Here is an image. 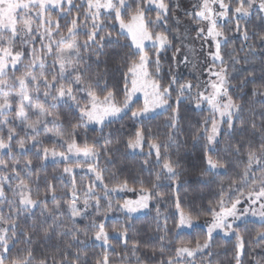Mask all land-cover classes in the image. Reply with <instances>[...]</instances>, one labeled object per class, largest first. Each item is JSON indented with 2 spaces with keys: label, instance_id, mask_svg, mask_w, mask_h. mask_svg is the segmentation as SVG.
Masks as SVG:
<instances>
[{
  "label": "snow or ice",
  "instance_id": "snow-or-ice-1",
  "mask_svg": "<svg viewBox=\"0 0 264 264\" xmlns=\"http://www.w3.org/2000/svg\"><path fill=\"white\" fill-rule=\"evenodd\" d=\"M169 9L166 0H0V264H49L47 257L36 259L33 245L50 243L53 238L58 250L51 264H87L79 253L94 242H101L105 249L95 264H111L110 236L104 221L98 223L96 218L118 212L131 219L133 214L149 210L152 200L159 203L164 198L156 191L162 180L171 181L173 190L178 191L180 164L171 159L169 151L182 131L180 104L186 95L196 109L203 111L202 106H208V115L192 133L194 142H205L203 172L226 169L227 154L241 155L238 166L243 167L227 188L221 184L216 203L202 209L210 217L202 226L206 228L202 239H176L185 230L200 226L199 214L182 209L178 197L171 217L162 215L157 207L159 251L174 253L167 264H195L198 256L204 264L205 254L209 257L207 264H212L209 250L213 233L222 231L235 237L233 260L244 264L245 240L238 229L243 225L247 231L249 216L257 218L260 225L249 243H264V110L259 113L261 124L254 119L250 124L251 136H259L258 145L252 139L246 148L241 140L231 142L246 131L243 123L238 128L236 122L244 111V90L258 79L261 86L252 88L251 98L253 104L259 103L264 109V29L250 33L240 23L251 16L253 9L264 13V0H199L193 10L185 12L196 24L195 39L201 41V51L208 44V79L203 89L199 82L182 78L180 69L193 63L196 50L184 43L187 37L180 33L179 17H173L175 24L170 23ZM152 11L156 13L154 18L148 15ZM172 28L176 29L174 34ZM229 32L239 33L244 43L225 52L223 46L232 39ZM81 35L83 40L79 39ZM250 39L252 44L247 43ZM123 48L127 51L121 64L125 69L122 88L119 81L110 86L105 79L108 60L116 49ZM170 50L173 55L165 83L162 53ZM138 94H142L143 104L134 108ZM162 112H170L165 122L169 131L163 141L139 127L127 139L107 140L100 150L98 143L90 144L86 136L81 143L80 128L95 125L103 133L105 127L124 117L143 125L154 113ZM221 137L230 141L223 149L218 147ZM49 142L52 147L47 146ZM120 145L144 156L146 167L153 164L154 155L159 170L150 186L141 182L135 201L114 204L117 193L137 191L128 187L127 180L112 187L105 183L101 158L107 157L105 163H112ZM31 157L41 161L39 168ZM49 160L64 164L62 173L51 181L39 175ZM77 169L88 177L86 186L76 182ZM57 179L68 188L63 195H57ZM80 221L89 222L81 228ZM119 236L127 245V225ZM17 244L26 247L10 255ZM138 247L139 242L133 241V254ZM72 248L77 249L74 256L69 251ZM254 264H264V257Z\"/></svg>",
  "mask_w": 264,
  "mask_h": 264
},
{
  "label": "trees",
  "instance_id": "trees-1",
  "mask_svg": "<svg viewBox=\"0 0 264 264\" xmlns=\"http://www.w3.org/2000/svg\"><path fill=\"white\" fill-rule=\"evenodd\" d=\"M76 2L79 3V0H76ZM166 2L170 4V23L175 24L176 21L173 19V17H179L181 22L180 33L181 35L187 37L185 39L187 42V40L191 38L190 28H193V31H195L196 24L191 20V18L187 20L188 16L185 15V12L193 10L194 5L199 3V0H166ZM177 5H179V8L176 7ZM148 15L154 18L155 13L149 12ZM234 23L235 21H233V24ZM240 23L242 29L243 27H247L250 33H259L262 29H264V13H258L255 9H253L251 16L242 18ZM61 24H64L63 20L61 21ZM225 27H228V25H225ZM159 30L160 29H157V31ZM175 31V28L171 29L173 34ZM228 35L232 39L229 44L223 46L225 52L232 51L234 48L239 49L241 44L244 43L239 33L229 32ZM194 36L196 37V35ZM195 37L192 36V38H194V43L197 46L195 49V56H197L199 54L198 51L201 50V44L199 45V41H197ZM84 38L85 37L83 35L79 37L81 40ZM174 43L179 44L180 41H174ZM247 43L252 44L253 40L250 39ZM256 43L258 44V41ZM205 46H208V44H205L204 47ZM257 50H260L259 46ZM125 51H127L126 48L116 49L108 60V72L105 76V79L108 80L110 86L119 81L122 88V75L125 69L121 67V64L123 53ZM185 51H187V48ZM117 52L119 55L116 54ZM172 55L173 50H170L167 53H162V75L164 77L165 83H167L168 80V66L171 62ZM240 55L243 56L244 53H240ZM206 60H208L207 55H203L201 59L198 60V64L204 69L209 67V63H205ZM256 64L259 66V57L256 60ZM190 65L191 64H189V66ZM189 66L187 68H184L183 66L181 67V75H183L185 72H189L187 71L190 68ZM100 67L101 70H103L104 65L101 64ZM118 68L119 71H117ZM93 70L95 71V66H93ZM233 83H235V81H233ZM260 86L261 81L258 79L255 84H249L244 90L245 93H247L244 96V111L241 114V120H238L236 123L238 128L243 123L246 126V131L243 135L235 136V138L231 141L234 143L235 140H241L244 142L245 148L247 147V141L250 139L254 140L257 145L259 143L258 135L256 137L251 136L252 129L250 124L253 119L257 125L261 124V117L259 113L264 109H262V106L259 103L253 104L251 98L252 88ZM236 95L238 96L239 94L237 93ZM119 99L122 100L123 96L121 95ZM139 106H141L140 101H136V103L133 104L134 108ZM203 109V111L200 109H194L187 103V100L182 101L180 104L182 131L177 135L178 143H174L173 147L169 151L171 159L178 161L180 164L178 171L181 173V176L178 181V191L173 190L175 186L172 185L171 181L162 180L160 182L161 186L157 188L156 191L161 193L164 198L159 200V203H157V200H152L150 202V209L145 215L128 219L118 212H112L106 217L101 215L96 218L98 223L100 221H104L105 230L110 236L109 244L111 245V249L108 252V255L110 257L111 264H137V261H139V264H161V261H163L164 264H167L169 256L174 255V253L168 251L161 253L159 251V236L161 233L157 231V221L155 219L157 207H159L162 215H168L171 217V215L176 212L175 205L178 197L182 202V209H184L186 212L190 210L193 215L199 214V223H204L206 220H209L210 217L204 214L202 209L208 207L210 203H216L218 199L217 193L219 192L221 184L227 188L228 183L233 178H235V173L243 167L242 165L238 166V162L242 159L241 155L227 154V160L229 163L226 169H221L219 173L203 172V169L206 167L203 161V145L205 142L203 140L194 142L192 139V133L199 126V123L203 120V118L208 115V112L204 107ZM253 112L256 113L255 117L253 116ZM169 114L170 112H163L155 115L151 120L145 121L143 125L133 122L128 117H124L123 120L105 127L103 133H101L99 129L80 128L78 131L80 132L81 143H83L84 137L86 136L90 144L94 141L97 142L98 150H100L105 146L107 140L111 139L113 142H115L117 138L127 139V135L134 133L136 128L139 127H144L146 131L150 130L152 135L158 136L163 141L166 138L167 132L169 131V129L165 127V122ZM73 123H75V121H73ZM109 132L112 133L111 137L108 135ZM229 142L230 141L227 137H221V144L218 147L223 149ZM47 146L52 147V143L49 142ZM241 151L243 153L244 149ZM147 152L148 148L145 145L144 153L146 154ZM113 156V162L110 164L105 163L107 157H102L100 161L101 168L106 169V171L103 173L105 183H107L110 187L127 180L128 187L135 188L137 190L136 192H130L133 194L138 193L141 187V182L144 183L145 187L150 186L151 182L155 179V173L159 170L154 164V155L151 157L153 164L146 167L143 164L145 158L144 156L139 154H130L129 150H126L123 145L119 146V151L115 152ZM27 158L29 157H23L22 159ZM31 158L33 159L34 165L39 168L41 161L35 157ZM5 159H7V157H5ZM63 167L64 164L62 163L59 165L45 163V166L43 170L39 172V175L41 177H47L48 180L51 181L53 176H59L62 173ZM75 179L78 184H83L86 186L89 183L87 176L83 177L79 174H76ZM54 182L57 186V195H63L64 192L68 190L64 182L60 181L59 179ZM97 193L99 195H103V192L100 189H97ZM40 194H44L43 181L41 183ZM117 201L121 202L122 199L113 201V203L115 204ZM88 222L89 221H80L79 226L83 228L84 224ZM163 223L164 221L161 219L160 224L163 225ZM125 225H127V245L124 244L123 240L119 236V231L122 230ZM168 227L170 229L173 228L171 219L168 221ZM246 227L247 231L244 230L245 226L243 225L238 229V231H240L244 236L245 240V254L243 257L244 264H254V260L264 257V243L259 245L249 243V241H251L254 237L255 232L260 230L259 223L246 222ZM114 229L116 231H113ZM205 233L206 232L203 229L195 228L189 232H184L176 239L180 241L194 242L197 239H202ZM169 239H173V237L170 236ZM133 241L139 242V247L135 254L132 252ZM235 242L234 236L227 239L221 236L213 237L212 247L209 250L213 253L210 258L212 264H235L233 260ZM56 245V238H53L50 243L44 242L41 244H34L33 247L35 248L36 259L40 260L47 257L49 264H51L52 257L58 250ZM23 247L26 246L23 244H17L16 247L12 249V253L10 255H15L17 248ZM59 248L62 250L63 245H59ZM69 251L72 256H74L77 252V249L72 248ZM79 254L81 261L85 260L86 258L87 264H95L97 259L104 256L105 249L98 246L94 242L86 249L81 250ZM201 259L202 258L198 256L196 258L195 264H201ZM208 259L209 257L205 254L203 257L204 264H207Z\"/></svg>",
  "mask_w": 264,
  "mask_h": 264
},
{
  "label": "rangeland",
  "instance_id": "rangeland-1",
  "mask_svg": "<svg viewBox=\"0 0 264 264\" xmlns=\"http://www.w3.org/2000/svg\"><path fill=\"white\" fill-rule=\"evenodd\" d=\"M152 12H154L155 13V11H152ZM50 15H52L53 16V19H55V15L54 14H51L50 13ZM155 15H156V13H155ZM155 17V16H154ZM188 19H190V17H188L187 18V20ZM190 31H191V38L189 39V40H187V42H186V40L184 41V43L185 44H187V45H190V46H192V47H194L195 49H196V45H195V43H194V38H192V36L193 37H195L194 35H196V32L195 31H193V28H190ZM197 41H199V45L201 44L200 42V40H197ZM207 51H208V46H205L204 47V50L203 51H201V50H199L198 52H199V54L197 55V56H195L194 57V60H193V63L189 66L190 68L187 70V71H189V72H185V73H183V75H182V78L183 79H189V80H192V82L195 84V83H200V85H201V88L203 89V87H204V81H206L207 79H208V75L206 74V69H204L202 66H200L199 64H198V60H200L201 59V57L203 56V55H207ZM197 52V53H198ZM198 59H197V58ZM207 58H208V60L210 61V58L207 56ZM17 75H19V73H17ZM199 78L198 80L196 79V78ZM193 92H195V89H193ZM184 100H187V103L191 106V107H193L194 109H196L195 108V106H194V102H190V98L189 97H187V95H186V98L184 99ZM183 100V101H184ZM136 101H140L141 102V105L143 104V96H142V94H138V96H137V98H136ZM172 103H173V105L175 106V94L173 95V100H172ZM202 107H204L205 108V110L208 112V106L206 105V104H204ZM163 113V112H162ZM155 115H158V114H153V117L155 116ZM88 128L89 129H99L97 126H95V125H89L88 126ZM130 152V154H134V153H132L131 151H129ZM45 163H50V164H55V163H53L51 160H49V161H47V162H45ZM220 172V170L218 171V172H213V173H219ZM76 174H79V175H81V176H86V175H84L83 173H81L80 171H79V169H77V173ZM138 198V193H135V194H133L132 192H130V191H124V192H120V193H117L115 196H114V198H113V201H116V200H118V199H122V201H121V203L124 201V200H133V201H135L136 199ZM81 206H82V202H81ZM148 212V210H143V211H141V212H137V213H135V214H133L132 215V217L131 218H134V217H141V216H143V215H145L146 213ZM5 214H6V212H5ZM247 222H254V223H259L258 222V219L257 218H254V217H251V216H249L248 217V221ZM199 225L200 226H198V227H196V228H201V229H203L205 232H206V228L205 227H202L203 225H204V223H199ZM189 231H191V230H185L184 232H189ZM215 236H221V237H223V238H232L233 236H225L224 235V233L222 232V231H217V232H214L213 233V237H215ZM98 246H100V247H103V245H102V243L101 242H95ZM104 248V247H103Z\"/></svg>",
  "mask_w": 264,
  "mask_h": 264
}]
</instances>
